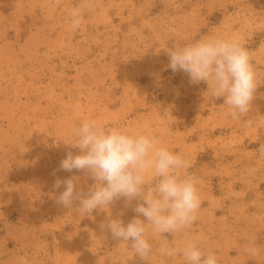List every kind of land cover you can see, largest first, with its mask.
Masks as SVG:
<instances>
[{
  "label": "rangeland",
  "instance_id": "rangeland-1",
  "mask_svg": "<svg viewBox=\"0 0 264 264\" xmlns=\"http://www.w3.org/2000/svg\"><path fill=\"white\" fill-rule=\"evenodd\" d=\"M76 7L83 19L73 28ZM209 37L236 38L257 73L251 110L238 119L206 83L167 67V49ZM85 120L155 136L191 165L182 175L195 181L197 218L171 234L149 226L146 260L99 227L109 218L126 225L139 199L91 216L57 203L56 179L78 177L84 192L95 183L59 169L68 152L79 154L71 144ZM260 145L264 0H0V264H188L158 251L188 242L218 264H264Z\"/></svg>",
  "mask_w": 264,
  "mask_h": 264
},
{
  "label": "clouds",
  "instance_id": "clouds-1",
  "mask_svg": "<svg viewBox=\"0 0 264 264\" xmlns=\"http://www.w3.org/2000/svg\"><path fill=\"white\" fill-rule=\"evenodd\" d=\"M83 10L70 12L73 28L79 27ZM168 68L183 72L189 83L208 86L211 98H223L233 119L251 110L257 88V73L249 51L236 38H202L191 44L166 50ZM253 122L244 121L245 127ZM79 154L68 152L59 169L86 172L95 183L84 192L77 187L78 177L56 179L53 187L63 189L57 203L75 209L80 215L91 216L93 210L124 198L125 207L139 199L132 209L137 215L126 225L119 219H107L99 227L115 240L130 243L141 260L152 254L146 238L149 226L157 234L176 233L189 228L196 220L201 201L195 181L182 175L190 168L186 158L160 146L155 136L129 133L116 127H104L95 120H85L75 129ZM264 156V145L257 150ZM151 178L152 183H148ZM75 206V207H74ZM145 219H141L140 217ZM159 254H181L188 264H218L214 253L205 254L195 243L181 248L161 246Z\"/></svg>",
  "mask_w": 264,
  "mask_h": 264
}]
</instances>
